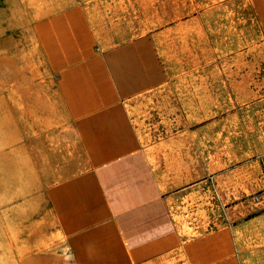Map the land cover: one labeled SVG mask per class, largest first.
<instances>
[{"label":"crops","instance_id":"1","mask_svg":"<svg viewBox=\"0 0 264 264\" xmlns=\"http://www.w3.org/2000/svg\"><path fill=\"white\" fill-rule=\"evenodd\" d=\"M35 31L75 264H264V0H86Z\"/></svg>","mask_w":264,"mask_h":264},{"label":"rangeland","instance_id":"2","mask_svg":"<svg viewBox=\"0 0 264 264\" xmlns=\"http://www.w3.org/2000/svg\"><path fill=\"white\" fill-rule=\"evenodd\" d=\"M84 1L0 0V264H75L47 199L66 164L52 128L61 102L35 26Z\"/></svg>","mask_w":264,"mask_h":264},{"label":"built area","instance_id":"3","mask_svg":"<svg viewBox=\"0 0 264 264\" xmlns=\"http://www.w3.org/2000/svg\"><path fill=\"white\" fill-rule=\"evenodd\" d=\"M250 200L252 202H256V203L264 200V189L253 193L250 196Z\"/></svg>","mask_w":264,"mask_h":264}]
</instances>
